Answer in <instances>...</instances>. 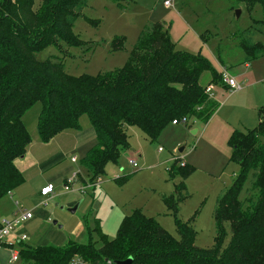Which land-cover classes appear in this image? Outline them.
<instances>
[{
  "label": "trees",
  "instance_id": "1",
  "mask_svg": "<svg viewBox=\"0 0 264 264\" xmlns=\"http://www.w3.org/2000/svg\"><path fill=\"white\" fill-rule=\"evenodd\" d=\"M122 5L125 0H110ZM249 12L256 6L262 18L238 33V46L246 60L264 55V44L254 40L264 30V0H235ZM87 0H0V198L24 182L15 165L22 158L29 133L22 117L40 102L36 130L48 143L57 134L79 129V117L87 114L96 142L82 156L90 182L128 147L126 128L138 127L153 142L173 120L199 119L206 123L218 107L205 93L200 75L209 83H221V74L199 53L175 49L169 25L145 24L128 52L125 64L95 75L68 74L62 56L38 58L50 45L88 50L91 45L73 33L74 21ZM89 21H95L88 19ZM124 38L114 37L111 51L124 49ZM84 50V51H83ZM231 160L239 165L230 186L217 198L213 211L215 235L211 247L194 244V216L183 222L177 216L184 199L181 182L162 197L174 219L178 239L152 216L135 209L121 218L115 236L107 238L97 221L88 228L86 243L68 240L63 246H29L19 243L17 264H68L79 256L89 264H106L131 258L130 264H264V105L257 125L229 137ZM172 160L170 174L185 176L189 166ZM255 171L251 197L239 193L249 171ZM254 193V194H253ZM229 228V240L225 242Z\"/></svg>",
  "mask_w": 264,
  "mask_h": 264
},
{
  "label": "rangeland",
  "instance_id": "2",
  "mask_svg": "<svg viewBox=\"0 0 264 264\" xmlns=\"http://www.w3.org/2000/svg\"><path fill=\"white\" fill-rule=\"evenodd\" d=\"M39 1L35 0L34 8ZM79 13L73 33L89 41L91 47L82 52L64 44L60 49L50 45L38 53V58L63 55L66 72L75 76L107 72L125 64L146 23L160 21L169 25L175 49L199 53L216 72L225 68L242 89L230 93L219 83H212V99L218 107L209 120L170 123L153 142L138 127L128 126V147L115 161H108L93 182L80 163L86 150L96 142L87 114L79 117V129H70L42 143L36 130L40 102H35L22 117L30 136L25 153V157L30 153V160L22 171L24 182L0 198V220L19 218L30 212L31 217L21 219L17 225V234L26 235L22 244L60 247L68 240L86 243L87 230L95 221L111 239L121 218L138 209L154 217L178 239L174 219L162 197L172 194L182 182L184 199L179 203L177 216L183 222L194 216V244L211 247L216 200L239 171V165L230 158V134L234 130L244 132L254 128L258 109L264 105V55L246 60L237 44L238 33L252 19L262 18L261 8L256 6L249 12L244 3L235 0H171L169 7L164 5V0H125L121 6L110 0H87ZM115 36L125 39L123 50H110ZM253 39L264 44V30L255 33ZM209 79V72L204 71L199 82L206 87ZM72 156L75 161H71ZM175 158H179L180 165L186 163L191 168L185 176L169 173ZM129 159H134L136 165L132 166ZM73 174H76L75 180L68 185V190L64 189L66 180ZM254 176L255 171H249L239 193L240 200L251 197ZM47 182L52 184L53 191L42 196L40 187ZM74 206L75 211H69ZM226 231L224 243L230 236L228 226ZM13 247L19 248V244ZM8 256V251L0 248V264H6Z\"/></svg>",
  "mask_w": 264,
  "mask_h": 264
},
{
  "label": "built area",
  "instance_id": "3",
  "mask_svg": "<svg viewBox=\"0 0 264 264\" xmlns=\"http://www.w3.org/2000/svg\"><path fill=\"white\" fill-rule=\"evenodd\" d=\"M164 5L169 7L171 6V0H164ZM221 83L220 85L222 87L228 88V91L230 93H234L236 91H239L242 89L241 85L235 80L234 77H232L229 73L226 72L225 69H222L221 72ZM205 93L212 98V90H213V85L208 84L205 87ZM178 121L173 120L172 124H177ZM71 161H75V157L71 159ZM129 163L132 166L136 165V161L134 159H129ZM182 165V164H181ZM76 178V174L71 175L66 180V183L64 185V189L68 190L69 187L68 185L73 182ZM99 180V179H97ZM95 184H89L88 187L93 186ZM53 191V186L52 184H47L43 188L40 189V195L46 196L49 193ZM31 214L30 212H25L23 215H21L19 218L15 219H9V220H0V248H5L8 251V259L6 264H15L18 263L19 261V248H14V244L17 243L19 244L21 241L26 239L25 234H17L18 231V224L21 219L25 218H30ZM68 264H89L86 260L79 256H74L73 258L70 259ZM106 264H112L111 261H106Z\"/></svg>",
  "mask_w": 264,
  "mask_h": 264
},
{
  "label": "crops",
  "instance_id": "4",
  "mask_svg": "<svg viewBox=\"0 0 264 264\" xmlns=\"http://www.w3.org/2000/svg\"><path fill=\"white\" fill-rule=\"evenodd\" d=\"M224 68V67H223ZM225 69V68H224ZM233 77V76H232ZM209 84H211V83H209ZM208 85V84H207ZM225 89H227L228 90V88H226V87H224ZM66 131H68V130H65V131H63V132H61V133H59V134H57L56 136H54L51 140H53L54 138H56L57 136L58 137H60L63 133L65 134L66 133ZM192 133H195V131H192ZM57 137V138H58ZM89 149V148H88ZM87 149V150H88ZM86 150V151H87ZM29 152H28V154H27V156L25 157V155L22 157V158H20V159H17L16 161H15V165L17 166V168L22 172L23 171V169L24 168H26L27 166H28V162H29ZM73 157H75V156H72L71 157V159L73 158ZM47 184H50V182H47L46 184H43L41 187H40V189L41 188H43L44 186H46ZM39 193H40V191H39Z\"/></svg>",
  "mask_w": 264,
  "mask_h": 264
},
{
  "label": "water",
  "instance_id": "5",
  "mask_svg": "<svg viewBox=\"0 0 264 264\" xmlns=\"http://www.w3.org/2000/svg\"><path fill=\"white\" fill-rule=\"evenodd\" d=\"M182 148H179V151H181ZM76 209V206L72 207L69 211L74 212ZM131 262V258H127L125 260L122 261H116L114 264H130Z\"/></svg>",
  "mask_w": 264,
  "mask_h": 264
}]
</instances>
